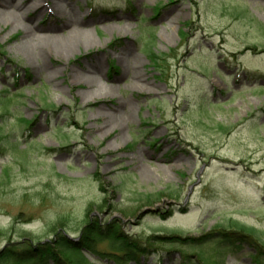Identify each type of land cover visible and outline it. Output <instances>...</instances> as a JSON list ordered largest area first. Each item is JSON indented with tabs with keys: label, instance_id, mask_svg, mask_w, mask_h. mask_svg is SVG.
Wrapping results in <instances>:
<instances>
[{
	"label": "rangeland",
	"instance_id": "1",
	"mask_svg": "<svg viewBox=\"0 0 264 264\" xmlns=\"http://www.w3.org/2000/svg\"><path fill=\"white\" fill-rule=\"evenodd\" d=\"M39 2L0 20V253L99 223L205 242L126 264H256L208 236L235 219L264 244V0ZM28 28L58 41L24 46Z\"/></svg>",
	"mask_w": 264,
	"mask_h": 264
},
{
	"label": "trees",
	"instance_id": "2",
	"mask_svg": "<svg viewBox=\"0 0 264 264\" xmlns=\"http://www.w3.org/2000/svg\"><path fill=\"white\" fill-rule=\"evenodd\" d=\"M157 11H160L158 8ZM181 33L186 35L184 30ZM151 59L154 63L157 61V55L149 50ZM1 53V52H0ZM4 55V53H1ZM215 73L220 74L217 67H210ZM224 79L225 76L221 75ZM8 108L5 113H9ZM31 125V120L23 119ZM29 125V126H30ZM16 146V144H13ZM145 199L146 203L150 202L149 195L140 193ZM150 198V199H149ZM159 198V197H158ZM262 233L250 226L244 225L238 220H229L227 224L220 225L214 229L208 236L217 242V257L224 258L226 253L237 254L245 250L246 247L250 248L248 252L251 259L256 264H264V244L261 242ZM63 241L56 244L47 242L40 246H36L28 241H21L19 243H12L13 245L2 250L0 253V264H82L79 261L80 257L73 259L75 254H82L84 251H89L99 259L109 258L112 260H122V263H129V261L140 262L141 257L149 256L154 250L156 244H180L181 246L198 248L201 251L205 250V245H198L194 243L191 238H185L182 231L173 230L170 234L164 233L160 235H150L145 241L139 237L125 234L119 225H109L102 228L99 223L92 224L85 228L82 237L79 241H69L65 236L60 237ZM100 243L106 244L107 250H97V245ZM84 259V257L81 255ZM204 264H207L202 257L199 259ZM117 263V262H114ZM201 264V263H200ZM216 264H223L222 261H216Z\"/></svg>",
	"mask_w": 264,
	"mask_h": 264
},
{
	"label": "bare ground",
	"instance_id": "3",
	"mask_svg": "<svg viewBox=\"0 0 264 264\" xmlns=\"http://www.w3.org/2000/svg\"><path fill=\"white\" fill-rule=\"evenodd\" d=\"M24 12L28 14L36 13L38 11H42L43 7L39 0H1L0 1V20L5 22L6 24H12L13 27H16L15 21L19 18L18 12ZM74 20L73 18H67L64 24V27L68 29V33L66 36L72 38V35L76 33L77 28L73 26ZM48 29H39L34 28L33 30L28 28V30L24 34V46L29 48H34L46 41L57 40L56 35H51ZM74 37V36H73ZM72 43L71 41H69Z\"/></svg>",
	"mask_w": 264,
	"mask_h": 264
}]
</instances>
